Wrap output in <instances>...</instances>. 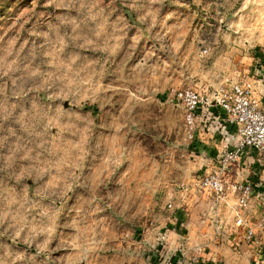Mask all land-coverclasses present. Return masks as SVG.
<instances>
[{
  "label": "rangeland",
  "instance_id": "rangeland-1",
  "mask_svg": "<svg viewBox=\"0 0 264 264\" xmlns=\"http://www.w3.org/2000/svg\"><path fill=\"white\" fill-rule=\"evenodd\" d=\"M261 55L264 0H0V264H189L194 243L198 264H254L253 200L184 189L204 168L183 156L164 203L143 160L192 142L174 89L250 81L264 106ZM178 209L185 243L160 248L146 228Z\"/></svg>",
  "mask_w": 264,
  "mask_h": 264
},
{
  "label": "built area",
  "instance_id": "built-area-1",
  "mask_svg": "<svg viewBox=\"0 0 264 264\" xmlns=\"http://www.w3.org/2000/svg\"><path fill=\"white\" fill-rule=\"evenodd\" d=\"M175 100L185 110L187 138L193 141L199 129L203 115L211 114L217 107L224 116L225 129H230L239 138V143L226 150L212 168L204 169L198 174L191 187L184 189L205 192L219 204H229L235 198L238 209H246L257 195L256 185L251 180L233 182L229 170L240 162L244 149L251 151L262 167L261 182L264 183V106L253 94V83L250 81L234 82L216 88L212 93L201 92L192 88L173 90ZM259 172L256 171L255 175ZM172 207V204H169ZM243 223V218H238ZM264 228V207L254 222L246 224L244 240L257 247L259 259H264V240L258 229Z\"/></svg>",
  "mask_w": 264,
  "mask_h": 264
},
{
  "label": "crops",
  "instance_id": "crops-1",
  "mask_svg": "<svg viewBox=\"0 0 264 264\" xmlns=\"http://www.w3.org/2000/svg\"><path fill=\"white\" fill-rule=\"evenodd\" d=\"M201 120L204 122H200V127L196 133V138L191 142L188 148L181 149L178 146H174L172 148L168 147L163 149L161 156L162 158L160 159L162 162H160L156 158V156L152 157L150 154L148 156L144 155L143 161H156L162 168L161 173L158 174V180L162 182V195L164 196L163 199H165L164 203L170 201L171 198H173L175 202H177V200L180 198V195H182V192L178 188L180 183H182V181L184 180V161L181 157H190V159L192 160L190 161L191 166L210 169L226 150L235 147L239 143V138L235 135V133L233 131H230V129H225L223 121L224 116L217 107L212 108L211 114L203 115ZM185 150H188V152H186ZM182 151H185V153ZM256 171L259 172L257 175H255ZM229 174L233 182L239 179H242L241 181L253 179L255 180V193L257 195H254L252 198L253 203L256 207V209H254L253 211L254 214L257 215V213H259L258 215H260L262 213L264 205V183L261 182V175L263 173L262 167H260V164L258 162V158L247 148L244 149L243 156L241 161L238 163V167L235 166V169L231 167V169L229 170ZM143 179H147L148 181L151 180L149 176ZM142 197L141 198L143 199V204H145L144 199L146 198V196L142 195ZM169 211V213H171L172 210ZM182 219V212L179 209L174 211V214H171V216L165 215V218L162 219V224L155 225L154 227L156 228H146V236L149 237V239L154 237L158 239V241L161 240L160 248H162L163 244L164 247L172 246V242L180 241L178 239L182 237L181 232L187 231L185 228H183L185 222L183 223ZM258 233L260 238L262 237V239L264 240V228L258 229ZM242 241L243 246L248 245L251 252H253L254 250V253L252 255L254 264H264V259L261 260L258 257L257 247L254 244L246 242L244 240V237ZM183 244L179 242V245L183 246ZM192 245L193 246L191 247L195 249L199 258H193V260L189 264L198 263L200 259H211V257L214 256L213 252L203 253L202 250H199L201 248L198 246L201 245H198L197 243H194ZM183 250V248L180 250L178 248L176 252L166 255V257H168L169 259L168 262H170L171 264H179L181 256L184 255Z\"/></svg>",
  "mask_w": 264,
  "mask_h": 264
},
{
  "label": "trees",
  "instance_id": "trees-1",
  "mask_svg": "<svg viewBox=\"0 0 264 264\" xmlns=\"http://www.w3.org/2000/svg\"><path fill=\"white\" fill-rule=\"evenodd\" d=\"M260 59L263 60V59H264V56L261 55V58H260ZM251 181L254 182V183H256L254 179L251 180ZM173 264H174V263H173ZM194 264H198V263H194ZM206 264H213V263H211V262H207Z\"/></svg>",
  "mask_w": 264,
  "mask_h": 264
}]
</instances>
